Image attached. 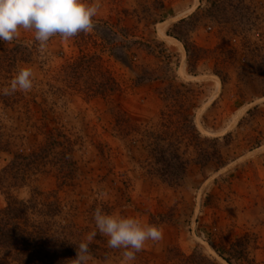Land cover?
I'll return each instance as SVG.
<instances>
[{
	"label": "rangeland",
	"instance_id": "374dc122",
	"mask_svg": "<svg viewBox=\"0 0 264 264\" xmlns=\"http://www.w3.org/2000/svg\"><path fill=\"white\" fill-rule=\"evenodd\" d=\"M99 2L90 34L43 51L23 29L0 41V89L33 73L31 92L0 94V127L30 133L45 110L72 144L69 164L51 151L19 187L17 148L0 149V210L33 196V218L74 242L98 206L161 228L132 264H264V0ZM157 151L186 163L163 177L177 185ZM120 251L97 231L88 264H120Z\"/></svg>",
	"mask_w": 264,
	"mask_h": 264
},
{
	"label": "clouds",
	"instance_id": "9594fccd",
	"mask_svg": "<svg viewBox=\"0 0 264 264\" xmlns=\"http://www.w3.org/2000/svg\"><path fill=\"white\" fill-rule=\"evenodd\" d=\"M100 7L99 0H0V41L7 44L19 39L20 29H23L33 33L34 42L43 51L53 36L69 40L80 33L90 34ZM32 89L33 73L30 68L22 67L8 85L0 89V94L7 96L18 91L27 94ZM92 219L95 230L86 235V242L78 244L77 257L72 264H88L92 259L89 244L97 231L107 238L109 248L121 250L120 264H132L147 242L163 239V230L158 226L141 223L131 216L105 214L99 206L94 209ZM106 264H110L107 257Z\"/></svg>",
	"mask_w": 264,
	"mask_h": 264
},
{
	"label": "trees",
	"instance_id": "16d2710c",
	"mask_svg": "<svg viewBox=\"0 0 264 264\" xmlns=\"http://www.w3.org/2000/svg\"><path fill=\"white\" fill-rule=\"evenodd\" d=\"M45 104L50 106L48 103ZM41 114V117L37 119L38 122L32 123L33 130L30 133L10 135L8 133L12 131L11 128L0 127L1 151L8 152L10 149L17 148L15 152L18 154H14L9 163L10 168L21 167L19 172L14 174L17 176L10 178L15 187L24 185L28 171L31 170L28 167L30 165L37 166L40 162L46 161L51 151L57 153L61 166L70 163L66 155L72 146L69 138L58 129H49L50 122L47 111L44 110ZM31 115L28 120L32 119ZM3 129L6 131L4 132ZM57 149H61V151ZM165 152H156L159 160L163 162L157 169V173L168 185H177V181L183 177L186 163L179 161L177 164L176 157V161L171 163L166 161ZM177 157L179 156L177 155ZM37 169L33 168V173L37 172ZM177 169H179V175L177 174L179 179L165 180L169 176H176ZM6 173H9V168L0 172V178H3ZM7 176L9 178V175L5 177ZM58 177L62 179V182H66L68 179L63 170L58 172ZM6 198V206L0 210V264H72V260L77 257V246L82 240L78 238V241L74 242L75 237L68 234L64 228L59 231L57 234L59 237L56 238L57 235H53L50 228H44L43 224H39L33 218L32 207L35 204L33 196L27 201H19L9 195ZM224 260L229 264L228 260Z\"/></svg>",
	"mask_w": 264,
	"mask_h": 264
}]
</instances>
